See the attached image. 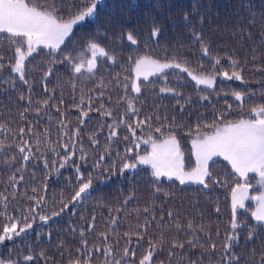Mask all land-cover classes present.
Wrapping results in <instances>:
<instances>
[{
    "label": "trees",
    "instance_id": "16d2710c",
    "mask_svg": "<svg viewBox=\"0 0 264 264\" xmlns=\"http://www.w3.org/2000/svg\"><path fill=\"white\" fill-rule=\"evenodd\" d=\"M39 2L54 4L65 18L80 8V0ZM186 13L189 23L184 20ZM153 22L162 29L158 40L151 38ZM97 23L101 34L99 43L109 54L115 55L116 62L98 61V71L91 77H73L67 65L52 64L49 49L38 46L39 50L26 61L28 83L25 84L18 74L11 72L14 49L10 48L7 39L0 42V56L3 57L0 63L6 69L0 70V193L8 198V215L22 217L31 207L29 197L33 195L46 197L44 214L59 212L63 203H69L79 188L74 165H80L82 182H87L96 160L106 149L111 154L102 162L103 168L110 169L113 160L117 164L115 173H106L102 168L93 175L91 194L82 203L71 204L69 209L47 223L37 217L26 233L0 242V259H11L16 264H72L78 258L88 257L91 264H106V261L114 264L115 259L123 258L125 264H139L151 241L156 245L151 264H222L225 236L230 230L231 187L237 182H254V173L240 179L227 161L215 157L209 161L213 180L207 181V188L195 183L181 185L175 179L153 177L148 165H139L137 169L121 174L117 153L123 154L132 143L128 125L135 126L137 120L150 118L151 127L146 124L136 129L140 153L150 150V146L142 141L149 133L159 136L154 130L164 125L176 135L185 164L190 169L195 165L190 141L197 124L202 126V133L210 131L203 126L218 122L221 113L225 114L224 122H227L242 115L247 117L252 106L264 104V0H106L98 12ZM194 31L209 45V57L202 56L200 43H193ZM129 32L133 33L137 45L127 40ZM95 34V24L74 26L71 40L61 46L56 60ZM165 51L169 58L178 52V60H187L188 66L197 69L198 73L215 75L213 87L196 86L187 73L180 74L183 78L178 79L173 71L167 74V85L162 83L163 77H149L150 82L141 78V92L134 94L129 89L127 94L128 99L134 100L137 113H128L126 100L121 97L125 95L124 78L130 76L129 56L149 54L164 60ZM212 57L222 61L216 73L211 72ZM231 60L237 61L239 67L231 68ZM49 67L54 71L45 81L43 72ZM234 70L242 73L243 81L225 80L218 74L219 71L231 74ZM117 74L121 81L119 85ZM165 86L175 89L179 95L161 93L160 88ZM233 91L251 96L245 100L242 110L231 96ZM44 100H48V104L42 107L40 102ZM228 104H232L230 111ZM37 108L41 109L39 113ZM104 110H111L112 115L103 116ZM82 112L87 115L82 116ZM21 113H24L23 118ZM121 116L127 123L118 125V135L109 141V125L118 122ZM61 123L67 125L68 133L63 140ZM29 126L33 128L32 133L27 131ZM21 127L26 129L23 138L32 142L29 161H24L17 149L22 143ZM46 130L47 136L44 135ZM77 130V151L72 162L60 167V161L56 159L53 167L55 157L50 148L55 146L60 156L65 155L61 145ZM164 134L168 135L169 131ZM126 136L129 137L127 143ZM90 137L97 140L96 146L92 145ZM36 138L40 140L39 150ZM81 146L88 153L86 163L80 160ZM214 180L220 182L214 183ZM33 188L37 189L35 193ZM258 191L259 187L253 186L249 194L256 195ZM245 204L247 210L238 209V220L247 227L239 232V241L233 246L232 253L238 257L239 264H261L264 227H256L251 218L255 203L246 200ZM2 211L4 208L0 205ZM7 222L6 217H0V228ZM145 223L149 224L146 232L138 227ZM90 224L94 229L89 228ZM249 229L255 235L246 242ZM81 230L87 249L91 250L90 256L81 243ZM190 240L195 246L188 243ZM173 241L184 246L173 247ZM211 243L216 245L215 251L210 249ZM105 247L111 249V256H105ZM126 247L130 251L124 257ZM170 251L172 255H169ZM132 252H135L134 256ZM29 255L33 259L25 261L24 257Z\"/></svg>",
    "mask_w": 264,
    "mask_h": 264
},
{
    "label": "snow or ice",
    "instance_id": "6c2138e0",
    "mask_svg": "<svg viewBox=\"0 0 264 264\" xmlns=\"http://www.w3.org/2000/svg\"><path fill=\"white\" fill-rule=\"evenodd\" d=\"M105 4L106 0H80V8L78 11L65 18L60 14L54 4H41L39 0H0V34H3L0 35V42L7 39L10 48L14 49V63H10L11 72L18 74L19 79L27 84L28 81L25 79L26 61L34 52L39 50L38 46L49 49L52 64L59 63L61 65H67L73 77L93 76L95 72L98 71V61L102 59L114 64L116 62L115 55L109 54L106 48L99 43L101 34L97 18L99 10H102ZM184 20L186 23L190 22L187 13L184 16ZM89 23L96 25V34L90 36L80 44L78 48L74 45L72 52L63 55L60 60L57 61L56 55L59 54L61 46L66 45V42L71 40L74 33V26L86 25ZM161 31V27L153 22L151 38L153 40H158ZM192 39L193 43H200V52L202 56L206 58L209 57L210 47L204 43L201 34L194 31ZM127 40L132 45H137L138 43L132 32L127 34ZM164 56V60L154 58L149 54L139 55L135 58L129 56L130 76L124 78L122 87L125 95L121 97L122 100H126L128 113L132 115H136L137 113L134 100L128 99L127 94L129 89L131 93L134 94H139L141 92V78H143V81L150 82L149 77H163L162 83L167 85V74L169 71H173L177 73L178 79L183 78L180 74L187 73V76L191 77L196 86L204 85L207 88L213 87L216 80L215 75L198 73L197 69L188 66L187 60H178V52H174L169 58L168 53L165 51ZM2 59L3 57L0 56V60ZM210 62L212 64L211 72L216 73L218 71V66L222 63L221 59L212 57ZM229 66L233 69L239 67L235 60H231ZM0 70H6L3 63H0ZM53 71L54 69L49 67L43 72L45 81L51 76ZM218 74L225 80L243 81V76L240 71L234 70L231 74L227 71H219ZM116 83L118 85L121 84L119 74H117ZM73 87H75V85H73ZM45 91H47L46 84ZM160 92H169L174 95H179V93L175 92V89L167 86L161 87ZM100 95L102 97L103 93ZM231 96L234 98L235 102H239L241 110L243 109L245 100L251 98L249 94L242 91H233ZM23 98L24 97H21V99ZM91 99L92 97H89V100ZM201 99H206V97H201ZM29 103H31V101H29ZM81 103H83V98ZM40 104L44 107L48 104V100L41 101ZM100 107L104 109V105ZM181 108L183 109V106H181ZM227 108L230 111L232 109V104H228ZM40 110V108H37V113H39ZM101 114L103 116H111L112 111L104 110ZM81 115L86 116L87 113L82 112ZM21 117H24V113H21ZM224 117L225 114L221 113L220 116L217 117L218 122L203 126L205 128H210V131H204L202 133V126L199 124L196 125L195 134L191 139V154L195 158V166L190 169L187 168L185 164L184 153L181 150L176 135L172 133L171 130L166 129L164 125L156 127L154 130L159 136H154L152 133H149L148 138L142 141L144 144L150 146V150L146 151L144 154L140 153V143L138 142L139 138L136 136V129L142 128L146 124L151 127L150 118L146 120H137L135 126L131 124L128 125L132 143L125 148L123 154L117 153V156L120 159L119 172L121 174H124L126 170H135L139 165H148L151 168L152 176L157 179L160 177H167L169 180L175 179V181H178L181 185L195 183L203 185L205 188L209 186L207 181L213 180L209 165V161H211L213 157H223V159L231 165L233 173L240 179L246 178L249 173H256L259 177L258 183L262 189L257 195L249 194V188L252 186L246 181L244 183L237 182L231 187L230 192V230L225 236L221 259L222 264H234V262L235 264H239V259L232 253V248L239 241V232L242 231L244 227H247L246 224H242L238 220V209L247 210L245 204L246 200H251L255 203V207L251 210V218L256 222L255 226L264 227V104L252 106L249 109L247 117L242 115L239 119L229 120L227 122H224ZM83 122L84 121L81 120V123ZM126 123L125 117L121 116L118 122L110 124L109 128L111 132L108 140L111 141L113 137L118 135L116 132L118 125ZM66 128L67 125L61 123V131L63 133L61 140H63V136L68 134ZM166 130L169 131L168 135L164 134ZM25 131L26 129L24 127L19 129L22 143L17 145V149L23 156V160L29 161L32 153V142L23 138ZM27 131L32 133V126H29ZM78 134V130L72 132L68 141H65L61 145L65 150V155L60 156L55 146L50 148V151L55 157L53 160V167H55L56 159H59L60 167H64L66 164L72 162L77 151L76 137ZM44 135H48L47 130ZM124 139L127 143L129 137L126 136ZM90 140L92 145L96 146L98 144L94 137H90ZM35 143L37 145V150H39V138L35 139ZM79 152L80 160L86 163L88 153L84 151L82 146ZM110 154V151L106 149L105 154L100 155L93 166V171L88 174L87 182H82L84 177L80 171V165H74L79 188L75 191L74 195H72L69 203H63L60 211L52 212L51 215L44 214L42 211L45 207L46 197L44 195L38 197L33 195L29 197L32 201V205L30 208L26 209L22 217L10 216L7 212L8 198L4 196L3 193H0V205H3L4 208V211L0 212V217H6L8 221L0 228V242L13 239L14 237L26 233L27 230L33 227V222L37 217L41 222L47 223L52 217L58 216L61 212L69 209L71 204L82 203L86 196L91 194L93 175L103 168L102 162L106 159V156ZM12 159H15V157H12ZM47 166V160L45 159V167ZM116 167V161L113 160L111 168H103V171L106 173H115ZM55 170L59 172V168ZM20 179L22 180L23 177H20ZM219 182V180H214V183ZM32 191L35 193L37 189L33 188ZM157 191H159V189H157ZM145 211H147V209H145ZM217 212H219V208H217ZM169 216H171V213H169ZM113 223H115V219H113ZM138 227L146 232L149 224L145 223ZM177 227L179 226L177 225ZM188 227L191 229L192 225L189 224ZM89 228L94 229V225L90 224ZM83 235V230H81V243L90 256L91 250L87 249V241L83 239ZM125 235H129V233H125ZM217 235H219V232H217ZM254 235V232L249 229L246 242L253 239ZM37 237H39V233H37ZM105 239H107L106 235ZM208 239L211 240V237L209 236ZM188 243L195 246L194 242L191 240L188 241ZM172 246L182 248L184 245L182 243L177 244L173 241ZM210 249L215 251L216 245L211 243ZM77 251L79 252L80 249ZM97 251H99V249H97ZM129 251L127 247L124 249V257L129 255ZM155 251L156 245L149 241V248L142 258H140L139 264H151ZM104 254L105 256H111V249L105 247ZM41 255H43V253ZM131 255L134 256L135 252H132ZM169 255H172L171 251ZM32 259L33 257L30 255L24 257L25 261H30ZM0 264H16V262L11 259H0ZM72 264H91V262L88 257H85L83 260L78 258L73 261ZM106 264H112V262L106 261ZM114 264H125V260L123 258L115 259ZM193 264H196V262H193ZM261 264H264V257H262Z\"/></svg>",
    "mask_w": 264,
    "mask_h": 264
},
{
    "label": "rangeland",
    "instance_id": "374dc122",
    "mask_svg": "<svg viewBox=\"0 0 264 264\" xmlns=\"http://www.w3.org/2000/svg\"><path fill=\"white\" fill-rule=\"evenodd\" d=\"M193 138V137H192ZM191 138V139H192ZM190 145H191V141H190ZM217 157H219V156H217ZM194 158V157H193ZM213 158H215V157H213ZM221 158H223V157H221ZM194 161H195V158H194ZM195 166V165H194ZM254 175L256 176V180L254 181V182H247V183H249L252 187L253 186H258L259 187V191L257 192V194L262 190L261 189V186L259 185V183H258V181H259V177L257 176V174L256 173H254ZM244 183V182H243ZM250 189V188H249ZM256 194V195H257Z\"/></svg>",
    "mask_w": 264,
    "mask_h": 264
}]
</instances>
